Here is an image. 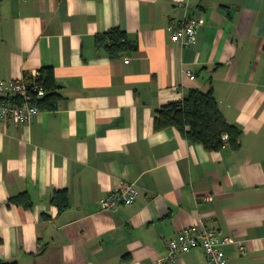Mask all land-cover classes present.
<instances>
[{
  "label": "crops",
  "instance_id": "obj_1",
  "mask_svg": "<svg viewBox=\"0 0 264 264\" xmlns=\"http://www.w3.org/2000/svg\"><path fill=\"white\" fill-rule=\"evenodd\" d=\"M184 18L202 21L187 47L168 31ZM116 28L136 54L98 49ZM48 67L57 108L0 125V262L170 264L167 242L202 223L237 242L224 264H264V0H3L0 81ZM192 90L213 91L238 150L155 128L156 111ZM124 181L134 204L101 211ZM22 193L31 208L10 204ZM173 264L207 262L194 249Z\"/></svg>",
  "mask_w": 264,
  "mask_h": 264
},
{
  "label": "trees",
  "instance_id": "obj_2",
  "mask_svg": "<svg viewBox=\"0 0 264 264\" xmlns=\"http://www.w3.org/2000/svg\"><path fill=\"white\" fill-rule=\"evenodd\" d=\"M2 2L3 0H0V5ZM96 46L109 58L130 56L138 52L137 43L129 40L127 35L117 28L97 36ZM37 82L46 90V95L41 98L33 96L30 101L40 109L55 110L62 96L57 92L52 68L41 69ZM154 122L156 129L175 128L187 141L201 144L208 152L223 149V134L228 135L229 147L232 150L240 148L241 131L229 124L222 115L212 90L206 93L200 90L190 91L183 100L157 110ZM9 202L24 208L32 206L31 199L26 193L11 198ZM52 202L60 211H64L68 205L66 192L57 191Z\"/></svg>",
  "mask_w": 264,
  "mask_h": 264
},
{
  "label": "built area",
  "instance_id": "obj_3",
  "mask_svg": "<svg viewBox=\"0 0 264 264\" xmlns=\"http://www.w3.org/2000/svg\"><path fill=\"white\" fill-rule=\"evenodd\" d=\"M181 6V4H180ZM202 21L195 18H184L180 22H171L168 31L174 42L183 47L194 45ZM39 73H33L20 80L8 83L0 81V125L10 122L14 125H25L41 109L30 100L34 96L44 97L46 90L37 82ZM195 77L189 75V79ZM224 146L228 144L227 134L222 135ZM135 184L124 181L112 190L100 203V210L110 213L118 212L123 207L132 206L136 200ZM204 200L211 201V197ZM232 237H221L219 232L205 227L202 223L184 228L176 237L167 242L168 263H175L179 257L194 249H201L207 264H224L226 246L236 244ZM240 251L244 253L243 246Z\"/></svg>",
  "mask_w": 264,
  "mask_h": 264
}]
</instances>
